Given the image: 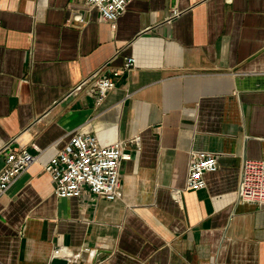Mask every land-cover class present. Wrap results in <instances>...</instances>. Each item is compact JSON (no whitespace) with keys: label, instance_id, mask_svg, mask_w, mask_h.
Here are the masks:
<instances>
[{"label":"crops","instance_id":"crops-1","mask_svg":"<svg viewBox=\"0 0 264 264\" xmlns=\"http://www.w3.org/2000/svg\"><path fill=\"white\" fill-rule=\"evenodd\" d=\"M130 57L101 104L80 86ZM75 132L141 137L122 199L55 195L44 167ZM21 148L40 157L0 196L1 264L59 246L83 253L71 264H264V208L238 199L244 161L264 160V0H132L115 27L85 0H0V172ZM194 152L218 169L188 191Z\"/></svg>","mask_w":264,"mask_h":264},{"label":"built area","instance_id":"built-area-1","mask_svg":"<svg viewBox=\"0 0 264 264\" xmlns=\"http://www.w3.org/2000/svg\"><path fill=\"white\" fill-rule=\"evenodd\" d=\"M131 1L85 0L89 7L100 12L103 21L110 23L113 27ZM134 65L133 57L128 58L121 69H111L106 63L85 79L80 86L93 83L96 102L101 104L115 87L114 79L123 72L130 71ZM105 69L110 72L109 76L103 75ZM130 147L140 151L141 137L139 135L103 146L92 134L75 132L66 145L44 167L51 176L55 195L60 198L81 197L87 190L98 198L109 201L122 199L121 167L124 161L132 159ZM39 157L40 154L33 155L26 148L8 151L0 172V196L6 193L22 173L38 162ZM217 169L218 160L214 154L192 153L185 189L188 191L204 189L205 174L216 172ZM182 194V190H174L176 201H181ZM238 199L242 203L257 204L264 208V160L244 161ZM84 252H89V249L86 248ZM82 254L74 253L68 247L59 246L53 251L52 258L65 260L71 264L81 259Z\"/></svg>","mask_w":264,"mask_h":264},{"label":"water","instance_id":"water-1","mask_svg":"<svg viewBox=\"0 0 264 264\" xmlns=\"http://www.w3.org/2000/svg\"><path fill=\"white\" fill-rule=\"evenodd\" d=\"M52 264H68L67 261L61 259H54Z\"/></svg>","mask_w":264,"mask_h":264},{"label":"bare ground","instance_id":"bare-ground-1","mask_svg":"<svg viewBox=\"0 0 264 264\" xmlns=\"http://www.w3.org/2000/svg\"><path fill=\"white\" fill-rule=\"evenodd\" d=\"M177 202H179V201H177Z\"/></svg>","mask_w":264,"mask_h":264}]
</instances>
